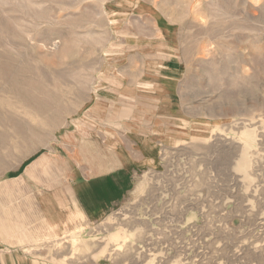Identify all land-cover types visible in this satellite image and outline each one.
I'll list each match as a JSON object with an SVG mask.
<instances>
[{
  "label": "rangeland",
  "instance_id": "1",
  "mask_svg": "<svg viewBox=\"0 0 264 264\" xmlns=\"http://www.w3.org/2000/svg\"><path fill=\"white\" fill-rule=\"evenodd\" d=\"M0 38L25 73L17 90L0 78V221L31 206L37 222L49 195L70 208L71 185L115 151L133 176L102 219L72 215L0 254L264 264V0H0Z\"/></svg>",
  "mask_w": 264,
  "mask_h": 264
},
{
  "label": "crops",
  "instance_id": "2",
  "mask_svg": "<svg viewBox=\"0 0 264 264\" xmlns=\"http://www.w3.org/2000/svg\"><path fill=\"white\" fill-rule=\"evenodd\" d=\"M152 151L153 147L145 142L140 144V154L137 155L145 159ZM114 155L115 158L107 165V169L91 176H79L75 184L71 185L70 208L64 207L58 195H49L40 197L43 204L36 211L34 221L37 222L33 223L31 206H25L16 215L7 216L6 221L3 217L2 222L5 223L0 221V251L2 247H10L13 241L25 245L33 244L35 238L42 236L49 227L61 231L72 215L80 213L85 220L91 222L102 219L107 209L125 196L133 181L132 163L128 156L122 150L115 151ZM137 155L133 154V158ZM136 161H140L138 157ZM14 251L11 250V253ZM32 261L28 255L22 258L12 254L8 256L7 252L0 254V264H33Z\"/></svg>",
  "mask_w": 264,
  "mask_h": 264
},
{
  "label": "bare ground",
  "instance_id": "3",
  "mask_svg": "<svg viewBox=\"0 0 264 264\" xmlns=\"http://www.w3.org/2000/svg\"><path fill=\"white\" fill-rule=\"evenodd\" d=\"M30 3H31V6H29V7H30L31 10L42 8V6L39 5V3H36V1L35 2L34 1L33 2H30ZM30 9H29V11H31ZM41 13H43V12H41ZM33 14L35 15L34 16V19L35 18L37 19V17L39 16V14L38 13H35V12H33ZM6 21H7V24H4L3 26H4L5 29L7 27L9 28V31H7V32H11V26H12L11 42H7L8 45L9 44L10 45H13V44L16 45V44H19V43L21 44L22 42H24L23 41L24 39L21 37V32H20V28H23V27L19 26V28H17L18 27V25H17V22L18 21H16V18L15 19L14 18L13 19L9 18ZM2 45H3V43L1 42V38H0V46H2ZM6 52H8L9 55ZM6 52L5 51L0 52V78L4 79L6 82H9L12 89L17 90V88L14 85L16 83L17 84L19 83V81H20L19 75L21 73H23V71H21L20 69H17V68L15 69V67L13 66V62L14 61H13V58H12L11 54L9 53V51H6ZM23 74H25V73H23ZM21 94H23V93H21ZM24 95H25V97H26V99L28 101H31L32 103L37 104L38 107L41 109L42 112H44L45 109L48 107V105L51 104L50 102H41V101L39 102V101H36L35 98L31 97L27 93H24ZM59 115H60L59 113H55L54 116H59ZM11 124H12L11 126H14V127H21V126L24 127L25 126V124H23L22 122L15 121V120H12ZM3 138H5V137H3Z\"/></svg>",
  "mask_w": 264,
  "mask_h": 264
}]
</instances>
